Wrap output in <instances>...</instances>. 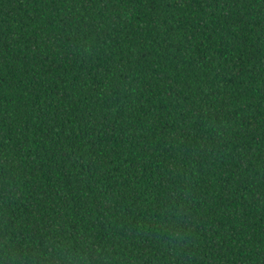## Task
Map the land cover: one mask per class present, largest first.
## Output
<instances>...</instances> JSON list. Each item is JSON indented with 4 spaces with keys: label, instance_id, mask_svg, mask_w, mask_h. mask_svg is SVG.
<instances>
[{
    "label": "trees",
    "instance_id": "1",
    "mask_svg": "<svg viewBox=\"0 0 264 264\" xmlns=\"http://www.w3.org/2000/svg\"><path fill=\"white\" fill-rule=\"evenodd\" d=\"M0 264H264V0H0Z\"/></svg>",
    "mask_w": 264,
    "mask_h": 264
}]
</instances>
